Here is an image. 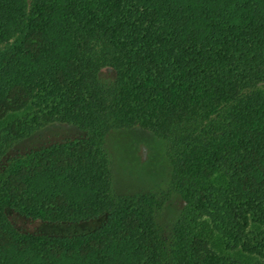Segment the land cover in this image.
<instances>
[{"label":"trees","instance_id":"1","mask_svg":"<svg viewBox=\"0 0 264 264\" xmlns=\"http://www.w3.org/2000/svg\"><path fill=\"white\" fill-rule=\"evenodd\" d=\"M134 127L168 176L120 191ZM0 264H264V0H0Z\"/></svg>","mask_w":264,"mask_h":264},{"label":"rangeland","instance_id":"2","mask_svg":"<svg viewBox=\"0 0 264 264\" xmlns=\"http://www.w3.org/2000/svg\"><path fill=\"white\" fill-rule=\"evenodd\" d=\"M76 131L66 124L54 125L23 146L46 140H61L74 136ZM109 145L114 162L115 186L120 191L150 189L164 185L168 176V165L164 154V142L147 130L139 127L121 129L111 134ZM21 229L39 231L56 230L55 227L40 221L16 218ZM86 224H76L71 228H82Z\"/></svg>","mask_w":264,"mask_h":264}]
</instances>
